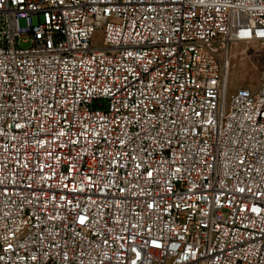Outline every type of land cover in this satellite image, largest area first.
<instances>
[{
    "label": "built area",
    "instance_id": "1",
    "mask_svg": "<svg viewBox=\"0 0 264 264\" xmlns=\"http://www.w3.org/2000/svg\"><path fill=\"white\" fill-rule=\"evenodd\" d=\"M239 42L264 0H0V264H264Z\"/></svg>",
    "mask_w": 264,
    "mask_h": 264
},
{
    "label": "rangeland",
    "instance_id": "2",
    "mask_svg": "<svg viewBox=\"0 0 264 264\" xmlns=\"http://www.w3.org/2000/svg\"><path fill=\"white\" fill-rule=\"evenodd\" d=\"M22 27L26 21L23 17L19 19ZM96 44L102 40L97 38ZM22 46H29L30 42H22ZM227 74L230 82L229 93L233 88L246 86L256 88L264 77V45L258 43L239 42L232 46L230 51Z\"/></svg>",
    "mask_w": 264,
    "mask_h": 264
}]
</instances>
